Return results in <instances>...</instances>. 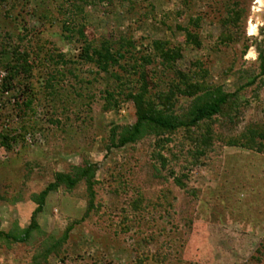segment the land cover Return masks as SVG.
<instances>
[{
    "label": "rangeland",
    "instance_id": "1",
    "mask_svg": "<svg viewBox=\"0 0 264 264\" xmlns=\"http://www.w3.org/2000/svg\"><path fill=\"white\" fill-rule=\"evenodd\" d=\"M22 1L3 3L16 4L17 11ZM37 3L30 0L29 4ZM101 6L90 14L94 36H129L135 42L132 58L152 53L150 45L156 39L169 42L170 47L178 44L182 56L176 67L186 71L202 62L211 82L227 91L238 85L237 75L247 80L255 74V82L244 90L248 104L241 107L234 123L226 117L211 123V142L195 159L192 137L182 128L164 135L149 133L108 151L111 127L133 123L135 109L125 87L118 106L105 108L104 91L116 89L115 82L91 64L76 65L85 82L69 74L60 82L67 96L63 102L38 91L36 110L29 111L25 121L15 115L19 107L11 103L14 95L20 96V86L7 93L0 89V132L5 126L12 131L23 122H37L34 135L17 138L10 150H0V230L29 225L36 207L33 194L53 181L56 172L69 171L82 159L98 165L97 210L85 214L84 182L71 191L63 186L51 191L37 214L43 235L34 244L17 242L7 247L0 242V264L28 263L42 239L59 237L69 225L72 229L59 253L52 252L42 264H137V260L142 264H264V149L259 152L225 141L249 123L264 125V19L252 20L259 0H112ZM239 11L237 22L224 24L229 12L232 16ZM25 18L34 31L42 27L37 19ZM14 22L0 13V29L17 33ZM177 24L196 32L201 46L187 45L178 33L173 35ZM59 32L54 26L44 36L66 55H78L80 42H65ZM38 40L34 36L18 43L24 47ZM6 60L7 56L0 61ZM36 67L30 80L36 87L49 73L63 70L59 64ZM4 74L1 67L0 77ZM147 74L152 94L173 79L172 71L163 72L157 57ZM74 87L80 94L73 93ZM187 104L181 97L174 112L185 110ZM157 152L162 157H156ZM135 199L141 202L136 210L130 207ZM121 215L128 216L125 231L116 225Z\"/></svg>",
    "mask_w": 264,
    "mask_h": 264
},
{
    "label": "trees",
    "instance_id": "2",
    "mask_svg": "<svg viewBox=\"0 0 264 264\" xmlns=\"http://www.w3.org/2000/svg\"><path fill=\"white\" fill-rule=\"evenodd\" d=\"M0 1L2 2L1 15L15 21L18 30L17 33H14L4 27L0 29V60L7 56L6 61H0V69L2 67L5 71L4 76L0 77V89L7 93L12 91L17 84L20 86V96L14 95V100L11 103L14 108L15 106L19 107V112L15 115L23 118V121L29 111H32V114L35 112L33 103L39 100L37 98L38 91H46L45 96H57L58 100L63 102L67 96L63 94L62 91L65 88L64 85H60V82L67 74L79 83L85 82L77 72L76 65L78 64H91L99 72L108 74L111 83L115 82L116 89L104 91L106 109L116 108L119 95L124 93L123 88L129 90L126 98L134 106L135 120L126 126H120V128L119 126L111 127L106 140L108 151L111 148L134 143L149 133L164 135L166 132L182 128L191 135L194 142L193 154L195 159L196 157L198 159L199 155L205 153L211 142V123L220 117H226L227 120L234 123L240 116L241 107L248 104L244 90L255 82V74H251L247 80L237 75L238 85L233 91H227L222 85L211 82L208 71L202 62L193 63L194 68H189L186 71L176 67L175 61L182 56L181 46L178 44L170 47L167 45L169 42L156 39L150 45L152 53L132 58L135 42L129 36L118 33H110L99 38L94 36L96 28L90 16L91 11L100 10L101 5L104 6L106 1L110 3L112 0H51V2L50 0H38L34 6H30V0H23L17 11L15 10L16 4L11 3L7 6L8 3H3L5 0ZM132 9V6L128 8V10ZM104 13L105 11L101 14ZM229 13L223 19L224 24H228V21L230 23L237 22L241 15L240 11L235 14L232 12V16ZM25 15L30 19H37L42 27L34 31L36 28L28 23L29 21L27 22ZM198 19L194 21L195 27L198 25ZM54 26L60 29L59 35L63 41L80 42L78 55H66L55 46L50 38L44 36ZM176 29L177 31L173 30V35L178 33L184 38V43L194 47L201 46L199 35L190 31L188 26L177 24ZM34 36L39 38L36 44L20 46V42L28 38L34 39ZM155 57L159 58L163 72L172 71L173 79L166 88H160L158 92L152 94L149 92L147 69ZM58 64L63 70L57 69L49 73L46 78L40 80L39 87L30 82L34 76L35 66L39 68L47 65L50 69ZM246 71L240 69V72ZM252 73L254 72L252 71ZM21 75L23 78L19 79L18 77ZM72 90L73 93L80 94V89L74 87ZM181 97L186 99L188 104L185 110L177 114L174 112V106L179 103ZM12 116L11 113L7 114L9 118ZM33 121L34 123L28 124L23 122L20 128L12 131H8L5 126V130L0 132V150H10L17 138H26L27 134L34 135L37 122L34 119ZM225 141L230 145L256 149L260 152L264 149V125L258 126L249 123L239 134L231 136ZM157 156L162 157L160 152L156 153ZM97 168L96 163L82 159L79 163L73 164L69 171L56 172L53 181L49 182L38 194H33L32 201L36 207L32 211L29 225L25 228H19L16 225L7 232L0 230V242L7 247L11 246V243L17 242L34 244L39 235H43L37 222V214L42 211L48 194L61 186L67 191H71L78 183H85L88 201L85 214L88 216L89 211L96 207ZM176 181L180 182L179 179ZM140 203V200L135 199L130 207L136 210ZM127 218V215H121L116 224L123 231L127 229L124 226ZM71 229L72 225H69L59 237L51 236L42 239L30 261L25 264H42L46 262L52 252L58 254L60 246L68 239ZM137 264H142V260H137Z\"/></svg>",
    "mask_w": 264,
    "mask_h": 264
},
{
    "label": "bare ground",
    "instance_id": "3",
    "mask_svg": "<svg viewBox=\"0 0 264 264\" xmlns=\"http://www.w3.org/2000/svg\"><path fill=\"white\" fill-rule=\"evenodd\" d=\"M259 2H260V6L256 8V12H255V14L252 17V20H254V19H256V20L257 19H260L261 15H262L261 10L264 11V9H263L264 8L263 7V0H259ZM251 27H252V30L253 31L256 30L254 24H252Z\"/></svg>",
    "mask_w": 264,
    "mask_h": 264
},
{
    "label": "water",
    "instance_id": "4",
    "mask_svg": "<svg viewBox=\"0 0 264 264\" xmlns=\"http://www.w3.org/2000/svg\"><path fill=\"white\" fill-rule=\"evenodd\" d=\"M261 13H262V15H261V18H263V19H264V11H263V10H261Z\"/></svg>",
    "mask_w": 264,
    "mask_h": 264
}]
</instances>
